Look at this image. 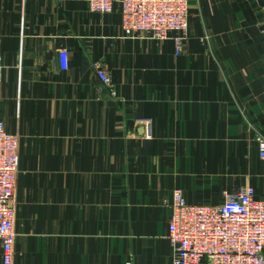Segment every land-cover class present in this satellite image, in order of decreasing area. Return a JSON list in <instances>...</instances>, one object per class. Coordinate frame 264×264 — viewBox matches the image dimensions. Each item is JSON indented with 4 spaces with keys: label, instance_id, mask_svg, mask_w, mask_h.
<instances>
[{
    "label": "crops",
    "instance_id": "0c3cea01",
    "mask_svg": "<svg viewBox=\"0 0 264 264\" xmlns=\"http://www.w3.org/2000/svg\"><path fill=\"white\" fill-rule=\"evenodd\" d=\"M189 12L178 55L127 37L118 8L0 0V120L20 140L14 264H172L175 189L192 204L244 186L264 198V13L256 0Z\"/></svg>",
    "mask_w": 264,
    "mask_h": 264
},
{
    "label": "built area",
    "instance_id": "2783aa9c",
    "mask_svg": "<svg viewBox=\"0 0 264 264\" xmlns=\"http://www.w3.org/2000/svg\"><path fill=\"white\" fill-rule=\"evenodd\" d=\"M93 13L111 14L117 8L129 38L147 37L157 42L173 40L178 55L190 32V0H75ZM62 71L69 68V55L59 51ZM96 75L107 87L111 79L99 64ZM0 56V83L4 75ZM264 159V138L258 136ZM17 135L0 120V264H14L16 232L15 195L19 174ZM171 210L168 240L172 264H264V198L251 186L226 194L218 205L192 204L181 188L167 200Z\"/></svg>",
    "mask_w": 264,
    "mask_h": 264
},
{
    "label": "water",
    "instance_id": "95a60500",
    "mask_svg": "<svg viewBox=\"0 0 264 264\" xmlns=\"http://www.w3.org/2000/svg\"><path fill=\"white\" fill-rule=\"evenodd\" d=\"M258 6L264 11V0H256Z\"/></svg>",
    "mask_w": 264,
    "mask_h": 264
},
{
    "label": "rangeland",
    "instance_id": "374dc122",
    "mask_svg": "<svg viewBox=\"0 0 264 264\" xmlns=\"http://www.w3.org/2000/svg\"><path fill=\"white\" fill-rule=\"evenodd\" d=\"M263 11V10H262ZM263 13H264V11H263ZM262 27L264 28V23L262 24ZM262 35H264V29H263V33H262ZM264 138V137H263Z\"/></svg>",
    "mask_w": 264,
    "mask_h": 264
}]
</instances>
